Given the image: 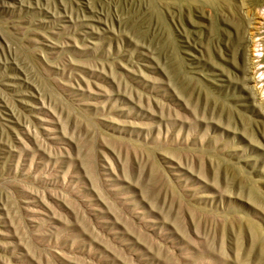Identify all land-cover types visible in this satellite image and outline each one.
I'll list each match as a JSON object with an SVG mask.
<instances>
[{
	"label": "rangeland",
	"instance_id": "rangeland-1",
	"mask_svg": "<svg viewBox=\"0 0 264 264\" xmlns=\"http://www.w3.org/2000/svg\"><path fill=\"white\" fill-rule=\"evenodd\" d=\"M244 6L0 0V264H264Z\"/></svg>",
	"mask_w": 264,
	"mask_h": 264
},
{
	"label": "bare ground",
	"instance_id": "bare-ground-1",
	"mask_svg": "<svg viewBox=\"0 0 264 264\" xmlns=\"http://www.w3.org/2000/svg\"><path fill=\"white\" fill-rule=\"evenodd\" d=\"M244 5V3H243ZM246 7L244 11L245 27L247 26L249 30L244 27V30L249 31V36L241 37L236 42V47L238 49L239 59L242 61L245 57V50L248 46L258 47L264 44V38L261 37L259 33V28L255 26H250L252 20L261 19L264 22V10L251 12V9ZM254 17V18H253ZM252 27V32L250 33V28ZM258 36V38H256ZM258 54H255L253 58L259 57L260 49H253ZM261 59L250 64H243L240 67L241 79L237 83L236 88L240 92L241 104L248 112H251L256 117L264 120V90H263V80L261 75L264 74V66L260 67Z\"/></svg>",
	"mask_w": 264,
	"mask_h": 264
}]
</instances>
